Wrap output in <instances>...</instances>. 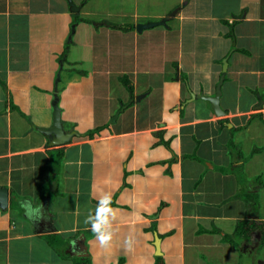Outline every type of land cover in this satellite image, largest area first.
Instances as JSON below:
<instances>
[{
	"label": "crops",
	"instance_id": "1",
	"mask_svg": "<svg viewBox=\"0 0 264 264\" xmlns=\"http://www.w3.org/2000/svg\"><path fill=\"white\" fill-rule=\"evenodd\" d=\"M72 1L0 0V264H264L259 231H236L264 221V0ZM221 77L216 115L198 96ZM55 99L78 135L50 147ZM106 193L104 248L85 220Z\"/></svg>",
	"mask_w": 264,
	"mask_h": 264
},
{
	"label": "water",
	"instance_id": "2",
	"mask_svg": "<svg viewBox=\"0 0 264 264\" xmlns=\"http://www.w3.org/2000/svg\"><path fill=\"white\" fill-rule=\"evenodd\" d=\"M68 5H69V10L71 12H77L79 10V6H76L72 0H67ZM167 19L161 20V22H148L145 24H138L137 25V30L138 31H143V29L146 28H151L160 24H166ZM226 68V62L223 61V70ZM223 78L221 77L215 90L214 96H204L200 95L198 97L203 98L207 101L210 102L212 109L214 110L216 115H223L224 112L220 108L219 105V98L221 95V83H222ZM58 100H53L52 105H53V123L52 126L48 129H43L42 132L48 135L49 139V146L50 147H59L62 146L65 142H68L74 135H78L76 131H70V132H64L61 124V116H60V108L58 106ZM126 108L124 106L121 111H123ZM119 114V113H118ZM117 114V115H118ZM115 121V118L112 120V122ZM9 207V191L8 188L5 186H0V209L5 210ZM54 231L52 225L50 224L49 221H47L46 218H44V223L43 227L38 229V232L40 233H52ZM160 241L157 237L156 242H155V247L157 249V255L160 256Z\"/></svg>",
	"mask_w": 264,
	"mask_h": 264
},
{
	"label": "trees",
	"instance_id": "3",
	"mask_svg": "<svg viewBox=\"0 0 264 264\" xmlns=\"http://www.w3.org/2000/svg\"><path fill=\"white\" fill-rule=\"evenodd\" d=\"M75 20H80L78 19L77 17H74ZM121 82L124 84V86L131 92L133 93V86L131 85L130 81H129V78L127 75L123 76L121 78ZM99 129L95 130V131H98ZM93 133L94 132H90L89 135L90 136H93ZM162 143L166 146H170V143L163 140ZM58 153H59V157L62 156V150H58ZM194 159H198L196 156H192ZM240 157V156H239ZM240 160H243L241 157H240ZM239 169L240 166H236V167H233L232 169ZM222 172H225L223 170H221ZM237 172V170H236ZM240 172V171H239ZM57 174V173H55ZM244 176V175H243ZM53 178H57V175L53 176ZM244 179V177H243ZM245 180V179H244ZM13 194V192H11ZM244 200L248 201V205H250V212H248L249 215H253L254 217L257 216V210H258V199H257V196L256 194H250V195H245L244 196ZM11 203H10V207H15V203L13 202V199L10 200ZM115 206L114 202L111 203V207ZM237 232L239 233V235L241 236H244L246 237V239L248 238V240H253V231H255L256 229L259 231L261 237H260V246L259 248L263 247L264 246V221H256V220H252V219H249L247 221H244V220H239L238 223H237ZM92 232V231H91ZM238 235V236H239ZM240 237V236H239ZM46 239V241L48 242L49 246L54 248V247H57L58 245H62L63 242L60 238L59 235H49V236H45L44 237ZM228 237L227 236H224L223 237V240H227ZM77 264H89V260L88 259H82V260H78L77 261ZM157 264H164L162 262V259L161 258H158V261H157Z\"/></svg>",
	"mask_w": 264,
	"mask_h": 264
},
{
	"label": "clouds",
	"instance_id": "4",
	"mask_svg": "<svg viewBox=\"0 0 264 264\" xmlns=\"http://www.w3.org/2000/svg\"><path fill=\"white\" fill-rule=\"evenodd\" d=\"M111 195L104 194L98 205H97V216L99 218H94L91 214L86 218L85 223L91 225V231L95 234L97 241L101 247H108L113 238L112 230L105 229L103 227L104 223H109V218L111 220H115L116 218V210L111 207ZM21 207L24 208L25 215L29 217V219H34L37 223L44 219L45 217L42 215L43 205L33 207L30 202L21 203ZM128 247H131V240L125 241Z\"/></svg>",
	"mask_w": 264,
	"mask_h": 264
},
{
	"label": "rangeland",
	"instance_id": "5",
	"mask_svg": "<svg viewBox=\"0 0 264 264\" xmlns=\"http://www.w3.org/2000/svg\"><path fill=\"white\" fill-rule=\"evenodd\" d=\"M53 182L50 184V186H51V189L53 190L54 189V182L56 181V180H52ZM10 245L11 246H15V243L14 242H12V243H10ZM11 251V250H10ZM13 251V250H12Z\"/></svg>",
	"mask_w": 264,
	"mask_h": 264
}]
</instances>
